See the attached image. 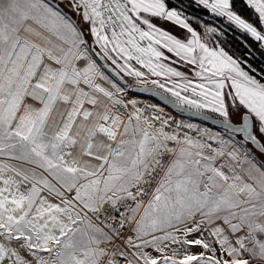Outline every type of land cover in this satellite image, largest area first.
<instances>
[{
	"label": "snow or ice",
	"instance_id": "obj_1",
	"mask_svg": "<svg viewBox=\"0 0 264 264\" xmlns=\"http://www.w3.org/2000/svg\"><path fill=\"white\" fill-rule=\"evenodd\" d=\"M66 6L0 0V264H264V0ZM133 61L227 138L126 101Z\"/></svg>",
	"mask_w": 264,
	"mask_h": 264
},
{
	"label": "water",
	"instance_id": "obj_2",
	"mask_svg": "<svg viewBox=\"0 0 264 264\" xmlns=\"http://www.w3.org/2000/svg\"><path fill=\"white\" fill-rule=\"evenodd\" d=\"M226 31V30H225ZM227 32V31H226ZM228 33V32H227ZM237 38V37H235ZM239 41L240 39L237 38ZM248 49V48H247ZM248 51H251L250 49H248ZM252 52V51H251ZM253 53V52H252ZM253 55H255L253 53ZM256 56V55H255ZM256 61H259V58L256 56ZM102 63H104L103 61H101ZM111 76H113L117 81H119L120 83H124L125 81L123 79H121L120 76H117L116 73L112 68L108 67L107 69H105ZM145 85H141V86H134L130 89V92L135 95V96H138V97H146V98H149V99H152L156 102H159L160 104H162L164 107H166L167 109L175 112V113H178L180 115H182L183 117L185 118H188L190 120H193V121H196V122H199V123H202L204 124L205 126H208L212 129H215V130H219V131H222V132H225L224 129L222 127L219 126V118H215L213 117L212 115L204 112L203 114L201 115H197V114H194L193 112H190V111H185L183 109H179L175 106H173V104L169 101L172 100L171 97H169L168 95H166L164 92L150 86V85H146V87L148 89H150L151 91H141V88L144 87ZM155 92L157 94L153 95L152 93ZM204 116H207V119H204ZM226 133V132H225ZM238 139H240V137L238 136L237 137Z\"/></svg>",
	"mask_w": 264,
	"mask_h": 264
},
{
	"label": "rangeland",
	"instance_id": "obj_3",
	"mask_svg": "<svg viewBox=\"0 0 264 264\" xmlns=\"http://www.w3.org/2000/svg\"><path fill=\"white\" fill-rule=\"evenodd\" d=\"M54 3H60V6L61 8L63 9V11L65 13H67L69 16H71L75 21H77L78 23L80 22L79 18L75 15V13H73L69 7L66 6V0H65V3H61V0H53ZM198 22V21H197ZM85 27H87V25H85ZM235 33V32H234ZM235 35L241 37L238 33H235ZM242 38V37H241ZM207 39V38H206ZM222 39H226L225 37H222ZM243 39H245L246 42H251L250 38L249 37H243ZM227 40V39H226ZM228 43H229V50L230 49H234L233 52H236L237 55L239 54V52L236 50L237 47L235 46H231V41L227 40ZM242 52V51H240ZM250 59V57H249ZM104 62V61H103ZM100 63H102L100 61ZM122 63V62H121ZM109 64V67L112 68L115 72H118L119 70L118 69H115V66L114 65H111V62H108ZM132 64L137 68V69H140V66L139 65H135V62L133 61ZM170 66H174V67H177L178 70H181L183 72H185V74H189L188 73V68H185L184 65L181 63V64H176V65H171L170 63ZM142 71H144L146 73V78L149 82H151V80H154V79H160L161 82H163V79L162 78H159V77H153L151 76L150 74H147V69H140ZM105 73L109 75V77L111 79H113L119 86L123 87L125 89V96L127 98H130L131 100L133 99V97H138V96H135L133 95L131 92H130V89L134 86H141L140 84H138L135 80V78L133 77H128V76H124L123 73H120V77H123V80L125 81L124 83H120L119 81H117L113 76H111L106 70H105ZM190 78H193V77H190ZM150 86L154 87L151 83H150ZM171 86V85H169ZM155 88V87H154ZM158 89V88H156ZM159 90V89H158ZM161 91V90H160ZM167 94L169 97H171L168 93H165ZM149 103L151 104H155V105H158V106H163L162 104H160L159 102H156L152 99H149V98H146ZM147 109H148V106H146ZM164 107V106H163ZM167 109V108H166ZM169 110V109H168ZM171 111V110H169ZM207 112V111H206ZM211 113V112H210ZM177 114V113H176ZM211 114H214L215 116H218V114H215V113H211ZM180 115V114H178ZM181 116V115H180ZM219 117V116H218ZM204 125V124H203ZM205 126V125H204ZM208 127V126H207ZM206 130V128H203V130H199V131H196V134L193 135V137H201V134L202 132H204ZM218 131V130H217ZM189 132H193V131H189ZM216 133V131L214 132ZM214 133L212 135H214ZM204 139L207 141V138L204 137ZM208 142V141H207ZM212 142V141H211Z\"/></svg>",
	"mask_w": 264,
	"mask_h": 264
},
{
	"label": "crops",
	"instance_id": "obj_4",
	"mask_svg": "<svg viewBox=\"0 0 264 264\" xmlns=\"http://www.w3.org/2000/svg\"><path fill=\"white\" fill-rule=\"evenodd\" d=\"M108 75V74H107ZM151 82L148 81L147 85H150ZM142 85V84H140ZM106 87L108 85H105ZM160 90V89H159ZM162 91V90H161ZM163 92V91H162ZM165 93V92H164ZM167 95V94H166ZM172 98V97H171ZM124 99L127 101V100H131L130 98H127L125 95H124ZM132 100H136L137 101V107H140L141 109H145L146 112L148 114H155V115H162L164 116L165 118H170V120L174 123H182V124H193L195 125L197 128L200 127L199 123H197L196 121H191L190 119L188 118H185L183 117L182 115H178V113L176 114L175 112L173 111H169L168 109H166V107H163V106H158V105H155V104H150L149 101L146 99V97H133ZM148 106V109L147 107ZM157 109H162L163 111H157ZM206 112V111H205ZM208 114L211 115L210 112H206ZM214 115V114H212ZM220 118V117H219ZM201 127H204L203 125ZM189 130V129H188ZM191 131V130H189ZM217 133L221 134V135H224L225 138H227V133L225 132H222V131H216V133H214V135H216ZM238 139V138H237ZM215 147H217L218 145H216L214 143ZM197 251L199 249H196Z\"/></svg>",
	"mask_w": 264,
	"mask_h": 264
},
{
	"label": "trees",
	"instance_id": "obj_5",
	"mask_svg": "<svg viewBox=\"0 0 264 264\" xmlns=\"http://www.w3.org/2000/svg\"><path fill=\"white\" fill-rule=\"evenodd\" d=\"M250 11V10H249ZM225 30H227L228 31V29L227 28H225ZM232 33V35H235V33L234 32H231ZM239 37V36H238ZM227 40H229V41H231V46H235V47H237V49H239V52L240 51H244L245 50V46H243L241 43H239V42H237V41H235V39L233 38V36H231L230 34H228L227 33V36L225 37ZM240 39H242L244 42H245V44L247 45V47H248V45L249 44H251V42H246L245 41V39H243V38H241L240 37ZM236 49V50H237ZM248 49H250L256 56H258L259 58H260V54H259V52L258 51H256L255 50V46L253 45L251 48H248ZM233 50L234 49H230V51H232L233 52ZM236 53V52H235ZM237 54V53H236ZM250 59H252L251 57H250ZM258 61H256V60H253V63L255 64V63H257ZM212 115V114H211ZM213 117H215V118H219L218 116H215V115H212ZM219 119H221V118H219Z\"/></svg>",
	"mask_w": 264,
	"mask_h": 264
},
{
	"label": "built area",
	"instance_id": "obj_6",
	"mask_svg": "<svg viewBox=\"0 0 264 264\" xmlns=\"http://www.w3.org/2000/svg\"><path fill=\"white\" fill-rule=\"evenodd\" d=\"M145 114L148 115L147 112H145ZM191 121H193V120H191ZM197 123H199V122H197ZM175 124H176V123L172 122V126H171L170 128H168V129H166V131H172V130H174V129H175ZM199 125H200V127L198 128L199 130H203V128H206L207 132H208L209 134H211V135H212L215 131H217V130L212 129V128H210V127L204 126L202 123H199ZM202 125H203L204 127H201ZM177 131L180 132L181 136H183L185 133H187V134H189V135H192V136L196 134V131L189 132V130H188L187 128H181V129H178ZM202 133H203V132H202ZM208 142H209V143H212V144H213V147H215V145H214L213 142H211V141H208Z\"/></svg>",
	"mask_w": 264,
	"mask_h": 264
},
{
	"label": "flooded vegetation",
	"instance_id": "obj_7",
	"mask_svg": "<svg viewBox=\"0 0 264 264\" xmlns=\"http://www.w3.org/2000/svg\"><path fill=\"white\" fill-rule=\"evenodd\" d=\"M204 19H207V17H204ZM226 31H227V30H226ZM227 32H228V34H230L231 36H233V38L235 39V41L241 43L243 46H245L246 48H248L247 45L245 44V42H244L242 39H240V37H238L237 35H232V33L229 32V31H227ZM235 37L239 38L240 41H239L237 38H235ZM257 57H258V56H257ZM258 58H259V57H258ZM259 59H260V58H259ZM237 122H238V121H237Z\"/></svg>",
	"mask_w": 264,
	"mask_h": 264
}]
</instances>
